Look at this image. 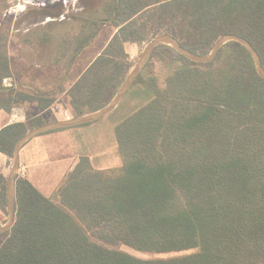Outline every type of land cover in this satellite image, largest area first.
I'll use <instances>...</instances> for the list:
<instances>
[{
    "label": "trees",
    "instance_id": "obj_1",
    "mask_svg": "<svg viewBox=\"0 0 264 264\" xmlns=\"http://www.w3.org/2000/svg\"><path fill=\"white\" fill-rule=\"evenodd\" d=\"M86 2L67 46L44 53L45 63L60 66L72 50L54 92L15 81L0 36V111L36 103L49 112L69 67L103 26L116 33L65 93L73 117L113 99L132 70L127 44L141 47L160 35L197 55L224 35L239 36L264 69V0ZM60 15L45 10L39 20ZM156 64L169 70L162 87ZM132 87L147 102L114 128L119 167L95 169L81 157L50 197L15 177L14 222L0 233V264H264V79L249 51L231 41L201 64L159 45ZM47 114L2 128L0 154L11 159L27 132L57 121ZM0 211L9 212L2 174ZM120 246L192 252L145 260Z\"/></svg>",
    "mask_w": 264,
    "mask_h": 264
},
{
    "label": "rangeland",
    "instance_id": "obj_2",
    "mask_svg": "<svg viewBox=\"0 0 264 264\" xmlns=\"http://www.w3.org/2000/svg\"><path fill=\"white\" fill-rule=\"evenodd\" d=\"M85 7H87L86 0H0V36L6 37L9 43V51L14 59L12 69L17 83L31 81L33 86L42 88L57 86L68 68V57L71 56L72 50L66 51L67 55L60 66L43 61L42 64L45 63L48 66L44 65L38 72L32 69L33 60H35H32V55L37 54V47H41L38 51L43 58L41 54L45 55L46 51L49 52L52 49L58 52L60 45L61 49L67 46L76 33L73 24H78L73 17L79 18L80 11H86ZM45 10L52 13L59 11L61 15L56 19L49 17L40 22V12ZM50 24H59V26H49ZM111 32L110 26L101 29L95 40L80 53L74 65L71 64L69 67L68 76L64 82L66 87L97 56ZM147 44L141 47L135 46L131 50L132 69ZM154 70L158 83L162 87L169 70L160 64H156ZM146 73L147 71L143 72L145 75ZM135 89L136 87H132L128 91L113 112L94 123L46 132L27 141L19 152L18 168L22 167L26 171L23 178L30 180L43 195L50 197L61 184L65 174L81 157H88L95 169L119 167L121 161L117 154L114 128L147 102V98L136 93ZM46 115L49 118L50 115L45 113L44 116ZM71 118H74L72 114L68 119ZM12 166L13 157L7 162V174L10 173ZM16 176H18L17 173ZM8 219L9 212L0 211V226L5 225ZM118 249L145 260L180 257L192 252L154 254L136 251L126 246H120Z\"/></svg>",
    "mask_w": 264,
    "mask_h": 264
},
{
    "label": "water",
    "instance_id": "obj_3",
    "mask_svg": "<svg viewBox=\"0 0 264 264\" xmlns=\"http://www.w3.org/2000/svg\"><path fill=\"white\" fill-rule=\"evenodd\" d=\"M238 42L243 45L251 54L255 69L259 77L264 79V69L262 68L260 57L256 50L252 47V45L239 36L235 35H224L222 36L214 45L211 52L207 55H197L192 53L185 48H183L177 40L169 35H160L155 37L151 42H149L142 50L136 64L134 65L133 69L130 71L122 85L117 90L113 99L103 108L98 111H95L90 114H86L79 117H74L71 119H67L65 121H55L48 124H45L41 127L33 129L27 132L15 145L14 152H13V166L12 169L7 177V195H8V211H9V219L7 223L3 226H0V233L7 231L13 224L14 216H15V189H14V181L16 177V173L19 167V152L21 147L30 139L46 133L50 131L65 129V128H72L87 125L90 123H94L106 115L113 112L123 99V97L128 93V91L132 88L135 81L137 80L138 76L140 75L142 69L150 59L151 55L153 54L156 47L159 45H166L173 48L177 51L180 55L188 59L189 61L201 64H208L211 63L219 50L228 42Z\"/></svg>",
    "mask_w": 264,
    "mask_h": 264
},
{
    "label": "crops",
    "instance_id": "obj_4",
    "mask_svg": "<svg viewBox=\"0 0 264 264\" xmlns=\"http://www.w3.org/2000/svg\"><path fill=\"white\" fill-rule=\"evenodd\" d=\"M162 1H166V0H162ZM106 26H103V28H105ZM111 27V26H110ZM112 28V32L111 34L109 35L107 41L105 42V45L104 47L107 45V43L110 41V39L113 37V35L116 33V30ZM135 46H138L136 44H127L126 45V51L129 53L130 55V52L131 50L133 49V47ZM104 47L101 49V51L97 54V56L102 52V50L104 49ZM41 48L40 47H37L36 48V52L37 54H33L32 55V60L35 59L37 60L38 62H36L35 60H33V65H32V69L34 72H38L40 68H42L44 64H42V62L44 61L45 62V59H46V56L41 54L43 58L40 57V52L38 50H40ZM35 50V49H34ZM8 55H9V59L11 61V66H12V62H13V57L9 51V43H8ZM80 55V54H79ZM79 55L76 57L74 63L76 62V60L78 59ZM29 56V55H28ZM96 56V57H97ZM50 57V56H49ZM48 57V58H49ZM95 57V58H96ZM131 57V55H130ZM20 58V57H19ZM93 58V60L95 59ZM20 59H23L22 57ZM29 59H27L28 61ZM92 60V61H93ZM25 61V60H24ZM91 61V62H92ZM40 62V64H38ZM90 62V63H91ZM73 63V65H74ZM89 63V65H90ZM88 65V66H89ZM24 66V64H23ZM87 66V67H88ZM86 67V68H87ZM85 68V69H86ZM32 71V70H31ZM33 73V72H32ZM83 72H81L82 74ZM79 74L77 76V78L69 85V86H65L64 84V92L62 93H59L58 95H56V101L50 106L49 108V112H44V113H41L40 110L38 109V106L36 103H30V104H26L24 107H17V108H14L10 113H5L3 111H0V130L2 128H4L5 126L7 125H10V124H15V123H25L29 117H37L39 115H43L46 113H50L51 115L53 114V116L58 120V121H64L65 119H68L69 116H71V112H70V109H69V100H68V97L66 96V91L70 88V86L78 79V77L81 75ZM34 88H37L39 89V91H43V92H47V93H50V92H54L55 91V86H50V87H35L33 86ZM31 91V89H28ZM7 162H8V159L5 155L3 154H0V174L4 175L6 177H8L9 174H7ZM6 177V178H7ZM30 181V180H29ZM31 182V181H30Z\"/></svg>",
    "mask_w": 264,
    "mask_h": 264
},
{
    "label": "built area",
    "instance_id": "obj_5",
    "mask_svg": "<svg viewBox=\"0 0 264 264\" xmlns=\"http://www.w3.org/2000/svg\"><path fill=\"white\" fill-rule=\"evenodd\" d=\"M25 174H26V171H25L24 168H22V167L18 168V170H17V175H18L19 177H24Z\"/></svg>",
    "mask_w": 264,
    "mask_h": 264
}]
</instances>
